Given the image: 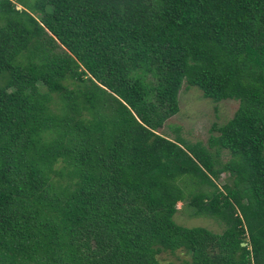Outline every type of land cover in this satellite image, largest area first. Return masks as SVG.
Returning <instances> with one entry per match:
<instances>
[{"label": "trees", "instance_id": "16d2710c", "mask_svg": "<svg viewBox=\"0 0 264 264\" xmlns=\"http://www.w3.org/2000/svg\"><path fill=\"white\" fill-rule=\"evenodd\" d=\"M184 83L239 101L207 145L158 133ZM179 250L264 264V0H0V264Z\"/></svg>", "mask_w": 264, "mask_h": 264}, {"label": "rangeland", "instance_id": "374dc122", "mask_svg": "<svg viewBox=\"0 0 264 264\" xmlns=\"http://www.w3.org/2000/svg\"><path fill=\"white\" fill-rule=\"evenodd\" d=\"M179 107V113L170 118L158 133L174 139L176 137L175 130L180 128V135L185 140L207 145L212 125L221 126L227 123L237 111L239 101L227 99L215 103L204 98L202 91L198 88L188 87L184 83L179 94ZM228 156L227 153H224L222 160L226 161ZM226 179L227 175H222L217 184L221 186ZM177 208L179 211L174 219L181 226L189 228L204 227L214 233H222L225 229V225L214 218L194 217L192 209L183 203H179ZM158 259L162 263L186 264L191 260V256L182 250L176 252L164 251L158 255Z\"/></svg>", "mask_w": 264, "mask_h": 264}, {"label": "water", "instance_id": "95a60500", "mask_svg": "<svg viewBox=\"0 0 264 264\" xmlns=\"http://www.w3.org/2000/svg\"><path fill=\"white\" fill-rule=\"evenodd\" d=\"M18 9H21V7H19ZM247 244L246 243H243V246H246Z\"/></svg>", "mask_w": 264, "mask_h": 264}]
</instances>
